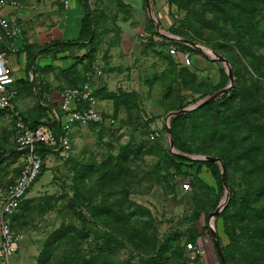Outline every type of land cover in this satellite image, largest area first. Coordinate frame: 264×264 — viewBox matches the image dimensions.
Here are the masks:
<instances>
[{"label": "rangeland", "instance_id": "rangeland-1", "mask_svg": "<svg viewBox=\"0 0 264 264\" xmlns=\"http://www.w3.org/2000/svg\"><path fill=\"white\" fill-rule=\"evenodd\" d=\"M16 1L32 5L41 0ZM96 1L92 8L87 0L95 23L93 39L100 42L93 43L87 61L61 66L56 78L76 85L86 80L88 73L104 76L100 74L104 70L115 74L108 85L100 83V87H93L106 119L101 124L74 126L71 152L49 156L41 176L12 217V228L20 239L15 255L27 259L22 264H93L91 256L104 242L103 235L112 236L109 231L112 229L110 245L103 246L114 251L123 263L143 264L145 258L169 241L171 248L165 264H203V255L194 257L186 247L191 235L208 224L211 232H216L215 239L218 238L225 264L226 258L228 264H249L242 255V248L251 251L252 263L264 264V188L256 194L250 190L264 187V177H257V172L247 174L245 160L238 156L237 164L221 172L223 190L213 173L214 168L198 162L209 161L211 156L219 154L220 149L211 142L226 131L223 128L227 116L239 103L243 106L240 108L244 118L252 123H264V106L258 102L255 107L249 106L251 98L241 100L242 96H248L249 89L264 103V0H176L171 9L165 1L161 22L157 16H151L148 0L147 3L144 0L143 8L137 11L122 0ZM165 16L169 22L165 21ZM134 20H137L135 27L132 26ZM118 21L124 22L122 25L127 22V31L132 29L127 40L145 38V32L152 30V21L153 30L160 29V44L154 39H143L137 58H129L124 50L120 51L122 55L113 53L114 45L123 43V30ZM173 26L187 37L173 35ZM168 37L179 53L184 52L180 44L184 43L193 57L199 55V50L212 60L207 59V66L203 68H195L194 62L182 64L180 55L172 57L167 51L163 39ZM23 64L24 61L21 66ZM136 67L140 68L141 91L134 89L139 85ZM222 68L231 79L227 86H221ZM235 69L247 89L234 98L237 101L234 105L224 102L218 107H208L196 117L190 114L178 125V139L195 154L192 161H176L173 153L177 151L171 146L168 130L169 117L189 114L194 107H180L207 93L212 92V95L202 98L198 106L216 101L223 94L230 95L235 85ZM45 70L50 72L48 68ZM127 75L133 84L124 86L121 82ZM47 86L29 87L35 100H26L29 108L24 111L26 115L39 113ZM6 114L0 112V203L17 171L14 168V123ZM248 128V124L240 120L239 126L230 129L234 133L231 140L235 142L237 138L242 150L255 146L252 153L255 155L259 147H264V135L251 134ZM255 177L257 182L253 186ZM230 190L239 197L234 208L240 213L248 206L254 208L247 210L250 213L243 223L236 221L239 212L233 216L232 211L228 216V231L221 218L213 219L225 210ZM246 196L255 197V204H244L242 199ZM115 219L128 220L132 228L117 234L116 229L105 224ZM62 226V233H67L65 237L62 233L55 235ZM143 232L157 237L156 246H139L140 241L135 238L139 246L136 249L130 239L125 238L127 233L138 236ZM58 237H62L61 242L56 241ZM207 239L213 244L209 237ZM201 240V244L206 242L204 238ZM230 241L232 245L227 246ZM15 255L10 264H14Z\"/></svg>", "mask_w": 264, "mask_h": 264}, {"label": "built area", "instance_id": "built-area-1", "mask_svg": "<svg viewBox=\"0 0 264 264\" xmlns=\"http://www.w3.org/2000/svg\"><path fill=\"white\" fill-rule=\"evenodd\" d=\"M67 4L68 0H65ZM11 8L22 9L24 4L16 0H0V29L11 41L7 50H0V111L12 115L16 144L13 152L18 158V175L8 185L0 205L1 264H10L11 257L19 249L20 239L12 229L11 217L17 213L21 202L41 176L49 156L71 152L74 126L99 124L106 119L94 95L93 73H88L79 86L58 90L56 96L52 95L53 91L45 93L46 116L40 119L38 125L32 126L24 119L15 105L19 94L15 86L17 78L7 60L9 52L20 50L21 47L15 43L23 39L24 29L18 15L10 11ZM167 46L169 54L173 57L180 55L183 64L192 65L191 52L180 54L177 46L171 42H167ZM207 238L204 237L206 242ZM187 249L194 256L204 253L201 246L192 241L187 243Z\"/></svg>", "mask_w": 264, "mask_h": 264}, {"label": "crops", "instance_id": "crops-1", "mask_svg": "<svg viewBox=\"0 0 264 264\" xmlns=\"http://www.w3.org/2000/svg\"><path fill=\"white\" fill-rule=\"evenodd\" d=\"M68 1H69L68 4L65 5V0H41L37 4H35L36 2L32 4L36 6L35 8H32L31 5H26L23 3L24 8L22 9H12V8L10 9V11H13L18 15L20 21L22 22L24 35L21 41L15 43L16 46L21 47L20 50L17 52L8 53L7 60L9 59V66L13 69L17 80H22L24 78H27V75H29V80L34 83V89H42L43 84L51 85L50 89L53 91L52 92L53 96H56V92L58 91L57 88L62 86L63 83L65 82L63 78L61 79V81L59 78H56L57 77L56 72L60 73L61 68L66 65L71 66L74 63L81 64L82 60L85 57H87V54L91 49V44L89 43L90 42L89 40L80 39L83 18L85 17L87 12H91L90 8L88 7V2L87 0H68ZM88 1L90 2L92 8L95 6L96 3H98L96 0H88ZM165 1L167 0H157V1L155 0V8L158 14L157 17L160 22L163 20L162 16L165 15L163 11V4ZM122 2L129 5L130 8L133 9V11H137L138 9L141 10V8H143L144 6L143 5L144 0H122ZM119 15L120 17L122 16L121 14ZM165 21L166 22L170 21L167 16H165ZM117 23L119 24V26H121V29L123 30V33L121 32L123 36L121 37L123 43L121 45H116V46L114 45L113 49L111 50L113 51V53L118 52L120 55H122L120 51L124 50L125 55L126 54L129 55L128 56L129 58L131 57L137 58L140 53L139 46L140 43H142L143 39L145 41V39L153 38L158 42V44H160L161 36L158 35L150 36V34L147 32H145L146 36L145 38H142V40L140 39L136 40L134 38L127 40V35L129 34L132 35L130 33L132 29L127 31V22L126 24L123 25L122 23L124 22L121 23L120 21H118ZM136 24H137V20H134L132 26L135 27ZM159 31L160 29L159 27H157V32ZM127 41L129 45H127ZM73 42H76L77 45H71V46L60 45V44H68ZM99 42L97 41V43ZM10 44L11 41L7 40L0 32V50L6 49V47H8ZM32 53L34 54V56L30 57ZM193 59H194L193 62L195 68H203V66L204 67L207 66L208 62L206 61V58L202 57L201 55L200 56L196 55L194 56ZM22 61H24L23 66H21ZM96 64L99 65L98 62ZM200 64L202 65L200 66ZM46 68H48L50 72L48 71L46 72L45 70ZM53 69L55 70V72L52 73ZM99 69L100 68H98L97 71ZM135 69L137 70V74L139 73L138 74L139 85L138 86L135 85L134 89L141 91L142 83L140 78V70H139L140 68L137 69L136 67L134 68V71ZM109 72L110 71L101 70L100 74L104 76H100V75L93 76L92 85L94 84L93 85L94 89H96V87H100L99 86L100 83H102L103 85H108L110 83L109 80H112L110 78H114L115 74ZM123 78L125 79L121 82L122 85L129 86L133 84V81L128 77V75L127 77L123 76ZM17 89L19 91V95L15 100V105L17 107V110L19 109L22 113H24L25 110L29 109L28 106L25 105L26 100L27 99L35 100V98L32 94H29V89L26 88L24 84L22 85L19 84ZM42 97H43L42 104L45 106V103L47 102L45 98V93L42 94ZM37 100L41 102V99H39V97H37ZM101 110H103V108H101ZM6 115L8 117H11L10 118L11 122H13L12 115L9 113H7ZM15 148H16V144H15ZM14 156H15L14 168H16L17 171L16 174L12 177V181L18 175V162H17L18 158L17 155ZM201 239L199 240L198 244L201 246V248L204 251L202 256L203 264H220L217 255L215 254L214 244L210 245L209 242H204V244H201L202 241ZM0 244H1V238H0ZM13 261L14 264H19V263L22 264V262H27V259H25L23 256L22 257L17 256ZM28 261H30V259Z\"/></svg>", "mask_w": 264, "mask_h": 264}, {"label": "trees", "instance_id": "trees-1", "mask_svg": "<svg viewBox=\"0 0 264 264\" xmlns=\"http://www.w3.org/2000/svg\"><path fill=\"white\" fill-rule=\"evenodd\" d=\"M175 1L176 0H167L168 7L170 9H171V7H172V5H173V3ZM222 1H224V0H219V2H222ZM147 2L145 0V3H147V5L150 7L151 16H153V17L158 16L156 8H155V0H148ZM150 24H151L152 30L148 31L147 33H149L150 36L158 35L159 32H157V30L156 31L153 30V28H154L153 26H155L154 23L151 21ZM94 29H95V23L92 20L91 12H87L85 17L83 18V21H82L80 39L89 40L90 41L89 43L91 44V46L93 45V43L95 44L98 41V40L95 41L96 39H93L94 35L96 33V32H94ZM0 32L3 34V36L7 40H9L5 36L4 32L1 29H0ZM172 34L173 35H178V36L179 35H181V36L184 35L185 37H187L185 34L181 33L178 30V28H176L175 26H173ZM158 36H160V35H158ZM150 39L153 40V38H150ZM163 40L166 41V44H167V42L173 43L172 39H170L169 37L167 39H163ZM180 44L184 48V49H182V51H186L188 49L187 47H189L188 45H185L184 43H180ZM60 45H62V46H65V45L71 46V45H77V44H76V42H73V43L60 44ZM162 45H164V44H162ZM162 45L160 46L161 48H163ZM4 50H7V47ZM197 52L202 57L204 56L206 58V60L207 59L208 60H212V57L209 56L208 54H206V52L199 51V50H197ZM89 53H90V51H89ZM89 53L87 54V57L84 58L85 60L83 59L82 61H87L90 58L89 57ZM33 56H34V54L32 53L30 55V57H33ZM193 61H194V59H193ZM220 71H221L220 73H221V76H222L221 86L223 84H224V86H227V84L230 83V81H231L230 76H229L228 72L225 71V68H222ZM233 73H234V78H235V85H234V89H232V91L230 92V95L223 94V96L220 99H217L216 101H212V102H210L208 104L198 106V105H200L199 102L202 101V98H208V97H210L212 95V92L207 93V94L203 95V97H201V98H198V99L194 98L192 100L187 101L183 106L180 107V109L181 108L183 109V108L194 107L193 109L189 110V114L188 113L187 114H181V115L172 114L169 117L168 122L170 124L171 134L173 135V138H174V146H175L174 148L177 151V153H173V156H174L176 161H180V162H183V163L188 162V161H192L193 155L195 154V152L191 151L190 149H188L187 147L182 145L180 140L178 139V134H177L178 125H180L181 123H184V121L188 119L190 114H191L190 117H196V114L198 112L206 110L208 107H213V106L218 107V104L220 105L221 103H224V102L229 103L231 106L234 105L237 102V101H235L234 98L235 97L237 98V95H239V94L242 95L244 93V91L247 89V88H245L246 84H245V81L243 80V77L241 76V79L239 78V74L236 73V69L233 70ZM85 79H86V77H85ZM20 82H22L23 84L27 85V88L29 89V94H31L32 90L29 87H31V85H33V87H34V83L31 82L28 77L24 78L22 80H16L15 86L17 88H18ZM44 83H45V81H44ZM82 83H80V84H82ZM80 84L74 85V84H71V83L64 82L63 85L60 86L57 89L60 90V89H63L65 87L79 86ZM50 86L51 85L47 86L48 89H46L44 93L52 91L50 89ZM239 87H240V89H239ZM242 88H244V89H242ZM239 90H242V91H239ZM247 94H248V96L247 97L245 95L242 96L243 98L241 100H243V99L246 100L248 98L249 99L251 98L250 102H249V106L255 107L254 104L257 103V102L261 103L264 106V103L261 101V99H258V97H254V92H252L249 89H247ZM94 95H95V93H94ZM95 97H96V95H95ZM240 107L241 108L243 107L241 105V103H239V105L236 107V109H233L232 114L230 116H227L226 120H228V121L225 122V127L223 126L224 127L223 129H225L226 131L221 132L220 135L217 138H214V140L211 142V144L215 148H219L220 149L219 154L211 156L209 161L198 160V162L200 164L201 163H206V164H208V165H210L211 167L214 168L213 169V173L219 179V182H220L221 187H222L223 190L225 189V185H224V181H223L222 176H221L222 175L221 172H222L223 169H225V167L228 168L230 165L237 164L238 162H237L236 158L238 156L242 157L243 158L242 160H245L244 167L247 169V174L248 173L257 172L258 173L257 177H264V147H259L257 153L254 155L252 153L253 152L255 153V150H254L255 146H252L251 148H246L245 147L242 150V146L240 147V143L237 141L238 140L237 138H234L235 142H233L231 140V138H232L234 133L230 129L232 127H234V126H239L240 120H241V123L244 120L248 124V126H249L248 129L250 130L251 134H253V133L256 134L257 133L258 135H264V123H258V124L252 123L249 119L244 118L243 117V116H245L244 111ZM251 109L252 108H250L249 111H251ZM226 112H228V111H226ZM21 115L24 117V119L26 121H29L32 124V126H36V125H38L40 123V119L46 116V108H45L44 105H42V107L40 106L39 113H37V114H35L34 116H31V117H30V115H26V114H24L22 112H21ZM99 124H101V123H99ZM227 129H229V130H227ZM248 139H250V138H248ZM256 179H257L256 177L253 178V186L257 182ZM263 188L264 187H262L260 189H257V190H252V188H251L250 190H251V192H255V194H256L257 191H260ZM229 196L230 197H229V199L227 201V206H226L225 210L223 212L219 213L217 216H214V219H213V220L216 221L217 219L221 218L223 226H224V228H226V230L229 229L228 222L230 221V218L228 219V216H229L230 213H232V211L234 212L233 216H235V214L236 213L238 214V212H239V214L237 216V217H239V220H236V221H239L240 223H243L242 221L245 220V217L248 216L249 213H250L247 210H251V209L254 208V207L248 206V204H250V203H252L253 205L255 204V197H252V196L244 197L242 199V201L244 202V204H247L248 207H247V209H245V211L240 213V210H238L237 208H234V205L238 201L239 197L237 196V194L233 190H230V195ZM209 214H210V212H207V215H209ZM12 217H11V220H12ZM127 222L129 224H127ZM127 222L126 221L121 222V220H116L115 219L114 221H112V220L111 221L110 220L106 221L105 224L107 226L113 228V229H116L117 230L116 233L119 234V233H122L124 230H129L130 231V228H132V227H130L131 222H129L128 220H127ZM263 222H264V217H263V220H262V224H263ZM63 228L64 227L62 226L61 229H59L55 233V235L59 234V233H62ZM201 229L202 230H200V231L197 230V232H194L191 235V241L198 244L200 238H203L205 236L209 237L211 239V242L214 244L215 252L218 255V259H219V261H221L220 253L218 251L219 245L216 244V242L218 243V238L215 239L213 237V234H212L211 229H210L208 224H205V226H203ZM109 231H110L111 235L113 236V230L110 229ZM66 235H67V233H62V237H65ZM112 236L110 238H107L106 235L102 236L101 239L105 238L104 242H102V244L100 243L101 245H99V249L95 253H93V255L91 256V259H90V261H92L93 264H127V262H124V263L121 262L120 258L116 257L114 251H112L111 249L105 248L103 246V245H110V241L113 238ZM62 237H58L56 239V241L57 242H61L62 241L61 240ZM125 238L127 240L130 239L129 242L132 245H134L136 247V249H138L139 246H141V245L142 246L143 245L156 246V242H157V237L155 235H154V237H151V236H148V234L145 233V232H143V234H140L138 236L137 235H132L131 236L129 233H127V235H125ZM135 238L140 241V243H138L139 246H137V242L135 241ZM260 238H262V236ZM231 239H232V237H231ZM191 241H189V242H191ZM231 245H232V241H230L229 245H227V246H231ZM223 246L227 247L226 245H223ZM170 248H171L170 242L169 241L164 242L161 246L158 247L157 252L151 253L147 258H145L143 260L144 261L143 264H165V261H166V258H167V253H168ZM186 249H187V247H186ZM191 255H192V253H191ZM242 255H244L246 257V259L249 260V264H255V261L253 263L250 261V259H253V257H252L251 251L248 248L247 249L246 248H242ZM196 257L199 258L200 255H196ZM104 260H105V262H104ZM106 260L109 261L110 263H108ZM226 261H227L226 263L228 264L229 262H228L227 258H226Z\"/></svg>", "mask_w": 264, "mask_h": 264}, {"label": "water", "instance_id": "water-1", "mask_svg": "<svg viewBox=\"0 0 264 264\" xmlns=\"http://www.w3.org/2000/svg\"><path fill=\"white\" fill-rule=\"evenodd\" d=\"M232 81H234V79H233V77H232ZM225 91H227V89L226 90H223L222 92H225ZM168 130H169V133H170V137H171V141H172V148H174V142H173V137H172V134H171V130H170V128L168 127ZM215 232L212 230V234H213V237L215 238V234H214ZM216 244H218L217 242H216ZM218 250H219V253H220V256H221V262L222 263H224L225 262V260L223 259V257H222V254H221V251H220V248L218 247ZM225 264V263H224Z\"/></svg>", "mask_w": 264, "mask_h": 264}, {"label": "clouds", "instance_id": "clouds-1", "mask_svg": "<svg viewBox=\"0 0 264 264\" xmlns=\"http://www.w3.org/2000/svg\"><path fill=\"white\" fill-rule=\"evenodd\" d=\"M2 112V111H1Z\"/></svg>", "mask_w": 264, "mask_h": 264}]
</instances>
